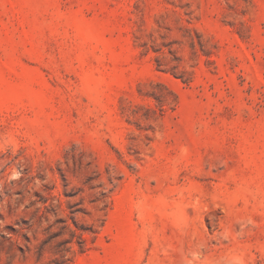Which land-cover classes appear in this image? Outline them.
I'll return each mask as SVG.
<instances>
[{"label":"rangeland","instance_id":"1","mask_svg":"<svg viewBox=\"0 0 264 264\" xmlns=\"http://www.w3.org/2000/svg\"><path fill=\"white\" fill-rule=\"evenodd\" d=\"M0 264H264V0H0Z\"/></svg>","mask_w":264,"mask_h":264},{"label":"trees","instance_id":"2","mask_svg":"<svg viewBox=\"0 0 264 264\" xmlns=\"http://www.w3.org/2000/svg\"><path fill=\"white\" fill-rule=\"evenodd\" d=\"M159 101H164L163 95H155Z\"/></svg>","mask_w":264,"mask_h":264}]
</instances>
